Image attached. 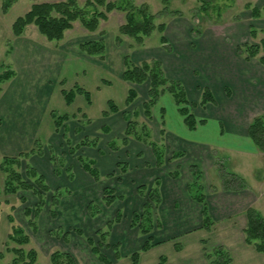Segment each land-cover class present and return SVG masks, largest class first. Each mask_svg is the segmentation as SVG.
<instances>
[{
	"label": "crops",
	"instance_id": "1",
	"mask_svg": "<svg viewBox=\"0 0 264 264\" xmlns=\"http://www.w3.org/2000/svg\"><path fill=\"white\" fill-rule=\"evenodd\" d=\"M182 20L183 17L176 16L166 24L165 34L171 42L172 51L164 49L160 42L150 44L149 37L142 46L130 48V44L127 47L123 44L119 47L110 45L107 36H104V59L90 56L73 45H62L60 51L47 48L48 53L52 51L53 55L48 54L47 62H40L46 65H41L40 70L32 66L27 71L23 63L22 73L17 72L11 81L14 87L0 98L1 150L5 154L17 156L34 149L37 140L43 143L44 155H32L28 163L45 177L51 189V198L53 190L65 191L56 207V223H52L49 228L69 230L63 231L57 239V250L70 253L75 259L78 245L87 262L96 264L97 260L102 264L87 238H93V232L104 228L109 221L115 219L117 212L125 209L122 220L112 226L108 243L111 246L118 245L121 254L120 259L116 258L114 250L110 255L111 261L116 260V264H132L130 255L139 251L147 240V236L138 227L132 226V214L135 211L141 213L145 204V198L139 195L138 187L147 185L151 188L159 181L161 203L157 208V219L154 217V220L160 226L155 227L150 234L152 242L159 244L141 254L140 264H145L146 258L151 256L154 264L157 260L159 262L161 256H166L170 264H196L194 259L188 258L192 247H196L199 256H205V249H213L219 245L231 253L233 260L230 264H264V254L245 241L244 230L248 224L246 211L258 204L252 181L246 179L248 187L243 190L221 189L211 192L204 180V173L208 178L211 170H215L217 155L214 148H221L222 151V147H226L236 150L233 153L240 154L243 150L258 155L256 146L248 136V128L251 112H264V66L259 61V64H252L242 60L237 55V49L233 51L230 45L222 49L228 52L226 58L224 54L219 56L215 43L203 41L202 38L198 39L194 47L190 33L184 34L177 27L183 24ZM219 38L214 40L218 42ZM21 43L23 45L20 48L25 49L18 51V56L29 62V56L33 54L30 50L35 49L34 43L31 39ZM15 53L17 54L16 51ZM128 54L135 64L151 59L160 60L166 77L181 81L192 103L200 101L203 87L211 88L216 97L217 103L208 104L202 111L192 108L196 118L204 120L193 131L186 127L184 117L179 113L172 96L168 93L161 96L153 108L152 120L149 121L153 141L166 146V162L161 167L156 165L152 148L133 138H129L128 145H121L118 151H112L108 147L115 138H121L127 128L124 112L137 110L140 121L146 118L142 105L148 97L149 83L138 85L123 80L124 60ZM44 67L48 70L43 69ZM75 85L89 89L87 91L91 93V104H88L83 95H77L71 105L66 103L62 91H69ZM131 88L138 94L133 104L141 103L140 108H132L133 104L127 106L126 100ZM110 101L116 103L119 112L104 116L105 111L110 112ZM53 111L70 117L65 123V131L73 145L88 136L98 138L97 147H82L70 155L63 137L64 130L56 131ZM162 119L165 140L161 139ZM208 123L213 128L206 129ZM106 128L109 129L108 133L104 131ZM203 131L215 134L214 141L193 138L192 133L203 134ZM49 147L57 156L65 154L60 175L55 174ZM178 151L185 155L172 159L173 153ZM79 156L95 162L101 175L99 181L84 170ZM120 162L127 163L125 173H121L118 167ZM192 165H196L202 173L201 184L209 213L215 222L211 232L202 228L203 206L188 190L194 181ZM69 168L71 172H67ZM176 171H179V176L172 178L170 174ZM70 173L73 175L72 179L69 178ZM106 187L112 188L115 195L122 199L106 206L102 200ZM48 201L46 199V205ZM92 202H97L100 206L101 212L97 215H92L88 209ZM76 227L83 232L82 235L76 231L72 235L70 229ZM178 244L181 245L180 250L176 248ZM180 252L184 254L179 256ZM205 260V264H211L206 256Z\"/></svg>",
	"mask_w": 264,
	"mask_h": 264
},
{
	"label": "trees",
	"instance_id": "2",
	"mask_svg": "<svg viewBox=\"0 0 264 264\" xmlns=\"http://www.w3.org/2000/svg\"><path fill=\"white\" fill-rule=\"evenodd\" d=\"M16 0H2V12L8 13L12 5ZM205 4H209L207 0H201ZM164 6L163 11L159 14H164L168 11L171 0H160ZM103 7L104 10H99ZM205 8V7H204ZM207 8V7H206ZM113 10H120L126 13V23L120 26V35L128 36L134 39L138 47L142 46L145 39L150 37L154 31H158L161 34L160 42L164 48L171 51V45L164 35L166 29V23H156L158 15L152 13L147 4L137 5L135 0H86L85 5L82 7L79 5L78 0H64L55 2H42L36 3L31 6V9L23 16L18 17L13 25L12 31L14 36L21 37L26 28L30 25L37 27L39 32L44 35L49 41H60L65 37L67 30H70L74 26L75 21H80L82 25L93 32L96 31L100 25L101 20H107V14ZM176 14V11H173ZM252 13L255 17L260 16V9L254 7ZM255 34V31H252ZM101 37L97 40L83 42L79 45L82 52L90 56L104 57L106 52V44L104 40V33L100 34ZM116 37L117 44L122 43L121 36ZM134 47V46H132ZM137 47V46H135ZM240 54L246 53V59L250 60L258 57L259 62L264 66V39L258 44H244L238 47ZM262 53V54H261ZM125 69L123 72V80L133 84L149 83L148 97L142 105L143 113L149 120L153 117V108L158 104L161 96L168 93L174 99V102L178 108L179 113L184 117V122L189 130H196L199 124H203L204 120H198L196 115L192 111V107H206L208 104L215 105L217 103L216 97L212 90L208 87L202 89V98L199 103H192L187 97L186 89L183 83L179 80H171L166 77L164 73L163 64L160 60L144 61L140 64H135L129 55L125 56L124 60ZM14 70H6L0 73V92L2 90L1 84L12 79L15 76ZM62 94L68 105L74 102L77 95H83L86 98L88 104L92 103L91 93L81 87L75 85L71 90H63ZM138 94L135 89L131 88L128 92L126 100L127 106L133 104ZM109 110L103 113L104 116H108L110 113L119 112V107L114 101L109 102ZM135 112V111H133ZM132 112V113H133ZM136 113V112H135ZM124 117L128 122L127 128L124 132V137L120 140H113L108 144V147L112 151H118L120 149L119 141L122 146H126L129 143V138H133L144 144L149 145L156 157V165L161 167L166 162V146L159 144L151 140V129L147 123H140L136 119H133L129 114L130 112H124ZM163 114V109H162ZM134 115V114H133ZM136 116V115H135ZM52 117L55 122L56 131H65V123L70 119L68 115H60L57 112H52ZM163 118V115H162ZM63 131V137L66 145L68 146V153L73 155L78 149L82 147H97L98 138L85 137L75 145L72 144L70 139L67 137L66 131ZM106 133L109 129H104ZM163 133V131H162ZM248 136L252 143L256 146L258 151L264 153V114L255 117L249 125ZM50 148L51 161L55 167V174L60 175L62 167H64V155L57 156L53 149ZM44 146L40 140L35 143V148L28 152H22L17 156H7L3 158L2 170L6 173L5 180V192L8 194H16L18 191H32L38 199V203L35 209L26 208L25 213L28 217L38 218L42 212V208L45 205L46 194L51 191L50 187L46 183L45 177L38 172V170L28 163L26 160L32 155L43 156ZM185 155L184 152H174L172 159L182 158ZM85 171H87L96 181L101 179L99 170L95 167V162L91 159L79 156ZM25 164V169H22ZM15 166L18 168L16 169ZM118 167L121 173L127 171V163H118ZM67 172H71V169H67ZM191 173L194 177L193 183L188 187L190 195L203 206V225L202 228L208 232L212 231V226L215 224L213 221L208 208L206 195L204 188L201 184L202 173L196 165L191 166ZM179 171L170 174L172 178L179 176ZM70 179L73 175L70 173ZM223 188L224 190H242L246 188L244 179L234 173L223 174ZM65 191L56 189L53 191L52 206L57 207L63 197ZM67 192V191H66ZM138 193L140 196L145 198V204L141 213L135 211L132 214V226L138 227L140 232L147 236V240L139 251H135L130 255L132 264H140L141 254L147 252L159 243H153L151 239V232L155 227H159L160 223H155L154 213L155 209L158 208L161 203V196L159 193V181H156L155 186L149 188L147 185L138 187ZM103 202L106 206H110L117 199L112 188L106 187L103 190ZM154 203V204H153ZM88 209L92 215H97L101 212L100 209H96L94 203H90ZM53 218L57 217L55 209L51 210ZM248 224L244 230L245 241L248 245H252L259 253L264 254V216L262 213L254 207L248 208L246 211ZM123 214L121 211L117 212L116 217L113 221L108 223V233L98 230L96 235L100 238V243L95 245L92 238L88 239L89 244L92 247V251L97 255L98 259L102 264H112L111 259L100 251L101 246L106 245V239L110 233L109 227L122 220ZM9 222L11 224V231L8 235L10 243H14L15 247L10 248L7 243V251L14 254L12 264H40L38 261V252L35 249L26 250L25 245L30 243V237L24 230V228L18 225L13 215L9 216ZM29 224L34 232L38 231L36 223L30 219ZM55 236H61V231H54L52 234ZM79 235H82L81 230H77ZM67 233H65V237ZM206 243L205 241L203 242ZM177 250L181 249V245L176 246ZM113 249L116 253V258L120 259L121 254L118 245H114ZM206 258L211 264H230L233 260L231 253L224 246H217L212 250L205 249ZM3 254H0V258ZM51 264H77L76 259L73 255L60 250L54 251L50 255ZM158 264H170L166 256L159 258Z\"/></svg>",
	"mask_w": 264,
	"mask_h": 264
},
{
	"label": "rangeland",
	"instance_id": "3",
	"mask_svg": "<svg viewBox=\"0 0 264 264\" xmlns=\"http://www.w3.org/2000/svg\"><path fill=\"white\" fill-rule=\"evenodd\" d=\"M55 1H64V0H16L15 3L10 8L9 12L4 14L2 12V0H0V73L6 70H14L15 74H17V72L22 73V66L24 69L23 63L26 66L25 69H28L27 71L32 69V66H36V70H40L42 69L40 67L41 65L42 66L46 65V63L43 64L40 62L41 61L47 62L48 54L53 55L52 51L51 53H48L49 50H46L47 48L53 51H58V50L60 51V47L62 45L63 46L73 45L74 47H76V49H80L79 45L81 43L98 39L101 37L100 35L101 33H104V36H107V42L110 45L114 44L119 47L123 44L124 47H127V45L130 44L129 46L130 48H136L135 46L138 47L134 39L128 36L120 35L119 28L120 26L126 23V13L120 10H113L110 13H108L107 20H101L98 29L93 32L86 29L80 21H75L73 28L67 30L65 33V37L60 41H49L44 35H42L39 32L37 27L34 25L28 26L24 34L20 38L14 36V33L12 31V25L14 21L18 17L23 16L25 13H27L31 9V6L33 4L42 3V2H55ZM107 1L109 2V1H117V0H107ZM207 1L209 2V4H205V2H202L201 0H171L168 11L165 12L164 14H159L164 9V6L160 2V0H135V3L137 5H141L144 3L147 4L150 8V11L158 15L156 20L157 24L163 22L167 24L176 16L183 17L182 20L183 24L182 25L179 24L177 25V27L178 29H182L184 34L185 32L188 33V35L190 33L193 39L194 47H196V42L198 41V39L202 38L203 41H208L209 43L211 42L215 43L214 45H216V49H219V56L224 54V57L226 58L228 56V52L223 51L222 49H224V46L230 45L231 47H233V51H235V48L237 49L236 50L237 55H239L242 60L249 61V63L252 64H257L259 61L258 57L247 60L246 59L247 54L246 53L240 54L238 52V47L246 43L258 44L261 42L262 39H264V0H207ZM85 2L86 0H78L79 5L82 7L85 5ZM254 7H258L260 9L259 17H255L253 15L252 9ZM99 10H104V8L100 7ZM173 11H176L177 13L174 14ZM252 31H255V34H253ZM118 35H120L123 40L121 44H117L116 42V37ZM164 35L166 36L165 32ZM160 37L161 34L156 30L148 38V42L150 44L160 42ZM217 37H220L218 39V42L214 40ZM27 39H31L35 47V49L30 50L31 52L33 51V54L29 56V62L28 60L25 61V59L22 60L18 56V51L25 49V48L22 49L20 48L23 45V43L21 42L26 41ZM169 43L171 45L170 41ZM160 44L162 45L161 42ZM162 47L164 48L163 45ZM171 48L172 51L173 50L172 45ZM14 50L17 52V54L15 53ZM213 59L215 60L216 58L213 57ZM151 60H156V59H151ZM48 68L51 67L48 66ZM48 68L44 67L43 69L48 70ZM54 70H57V68L54 67ZM15 76H13L12 79L1 84L2 90L0 92V98L2 97V95H4V93H8L12 90V88L14 87L12 85L14 83H12L11 81L14 79ZM68 78L70 80V77ZM252 81L254 83L257 82L254 79ZM214 84H216V82ZM256 84H258V82ZM201 98L202 95L200 96V100ZM140 105L141 103H135L131 107L140 108ZM192 108L195 109V107ZM196 108H198L199 111L206 109L205 107L203 108L201 106H198ZM213 108H216V106ZM132 112L133 111H130L129 115L131 117L133 116V119H136L140 123L144 122L149 125V121H150L149 119L145 118V120L140 121L139 120L140 115H138L139 114L138 111L135 110L136 113L135 112L132 113ZM263 114L264 112L262 114L251 112V116H250L251 120L249 121V123H251L255 117ZM161 123H162L161 132L163 131V133H161V139L165 140L164 137L165 128L163 125V119ZM210 127L213 128L211 123H208L206 129ZM194 133H192L194 139L208 140L211 142L214 141L213 138L214 136H216L215 134L210 133V131H207V133L203 131V134L200 133L194 134ZM123 137L124 134L121 138L119 139L115 138V140H120ZM151 140H153L152 134H151ZM118 143L119 146H121L120 141ZM159 144H163V143H159ZM222 148H224L222 149V151L220 150L221 148L220 149L214 148V151L217 155V160H216L217 162L215 163L214 166L215 170H211V172L208 174L209 179L205 176L204 173V180L208 187V191L217 192L220 191L221 189H224L223 174L224 175L229 173L237 174L236 172H238L239 174L237 175L241 176L244 179L246 183V187H248L247 180H249L250 182L252 181L251 184L255 186V190L258 197V204L256 205L255 208L260 209V211L264 215V153L258 151V155H256L254 152L241 150L240 154H238V153H233L236 150L232 151L230 148H226V147H222ZM7 156H11V155L5 154V152H3L0 147V254L1 253L3 254V257L0 258V264H12V260L15 257L12 252L7 251V243L10 248L17 246L14 243H10L8 239V235L11 231V224L9 222L10 215L14 216L16 223L22 226L30 237V243L25 245L24 248L26 250L29 249L37 250L38 261L40 264H51L50 255L57 250V246H59L58 245L59 242L57 239L60 238V236L58 235L55 236L56 234L55 233L52 234V232L61 231V230L62 232L63 231L69 232V230L60 229V227H58L59 229L57 230L55 229L52 230V227L49 228L52 225V223H56L54 222V220L58 217L57 216L56 218H53L50 213L52 209L56 210V207L52 206V198L50 193H47L45 198V201L46 199L49 200L48 205H46L45 202V205L42 208V212L43 210L44 212L40 213L41 216L39 215V217L36 219L32 216L28 217L25 213L26 208L29 207L35 209L38 203V199L36 198V196L32 191L20 190L16 194H8L5 192V180L7 175L2 170V162H3V158ZM26 161L28 162L29 158ZM233 165L235 166V168ZM24 166L25 164L23 165L22 169L19 170L23 172V170L25 169ZM15 168L18 169L16 166ZM251 172L253 173L251 174ZM240 174H242L246 178H244ZM51 193L53 196V192ZM98 200L101 201V198H98ZM92 203L95 204L96 209H100V206L97 204V202L96 203L92 202ZM46 210H49V212H46ZM124 212L125 209L122 210V214H124ZM157 212H158L157 209H155V213H154L155 219H157ZM50 218H53V220ZM30 219H32L38 226L39 234L34 232L33 229L31 228L29 224ZM108 223H110V221ZM107 225L99 230L107 232L108 231ZM78 229L79 228L77 227L75 229L71 228L70 232H72V235H74L75 231L77 233ZM112 229L113 228L109 227V231H112ZM96 232L95 233L93 232V234H91L92 236L94 235L93 238L92 237L91 238L93 239L95 245H98V243L101 244V242L99 236L96 235ZM53 236L56 238H53ZM109 237H110V233L107 236L105 243L106 245L103 244L101 246L100 251L105 255H107L109 259H111L110 255L114 253V249L113 246H111L108 243ZM88 239L89 237L87 238V241ZM207 250L210 251L212 249H207ZM190 252L191 253L188 258L194 259L196 264H203V263L205 264L206 255L203 256V254H200L199 256L196 252V247H192ZM183 254L184 252H180L179 256H182ZM125 256L126 257L129 256V254ZM151 260H152V256L146 258L145 264H154V262H152ZM76 262L77 264H91L87 262L84 253L82 251V248L78 245H76ZM157 262L155 264H157ZM95 263L100 264L99 261L97 260L95 261ZM112 264H116V260H113Z\"/></svg>",
	"mask_w": 264,
	"mask_h": 264
}]
</instances>
